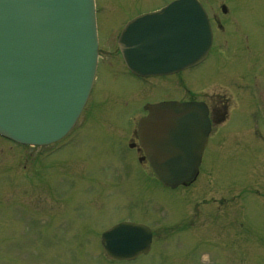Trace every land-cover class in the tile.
<instances>
[{
  "label": "rangeland",
  "instance_id": "obj_1",
  "mask_svg": "<svg viewBox=\"0 0 264 264\" xmlns=\"http://www.w3.org/2000/svg\"><path fill=\"white\" fill-rule=\"evenodd\" d=\"M170 1L97 0L100 72L71 134L36 148L0 140V264H264V0H202L224 18L211 58L134 78L117 36ZM170 100L209 103L215 119L198 176L175 189L129 149L144 102ZM126 219L152 228V249L109 260L101 235Z\"/></svg>",
  "mask_w": 264,
  "mask_h": 264
},
{
  "label": "water",
  "instance_id": "obj_2",
  "mask_svg": "<svg viewBox=\"0 0 264 264\" xmlns=\"http://www.w3.org/2000/svg\"><path fill=\"white\" fill-rule=\"evenodd\" d=\"M212 42L197 0H177L131 21L119 45L139 75L172 74L204 60ZM97 59L92 0H0V133L27 144L63 137L78 119ZM139 136L165 186L184 184L210 132L203 103L149 106ZM146 226L121 223L103 234L109 256L133 259L150 249Z\"/></svg>",
  "mask_w": 264,
  "mask_h": 264
},
{
  "label": "flooded vegetation",
  "instance_id": "obj_3",
  "mask_svg": "<svg viewBox=\"0 0 264 264\" xmlns=\"http://www.w3.org/2000/svg\"><path fill=\"white\" fill-rule=\"evenodd\" d=\"M210 17H211V21H212L213 25H217L219 23L221 24L219 16L210 14Z\"/></svg>",
  "mask_w": 264,
  "mask_h": 264
}]
</instances>
